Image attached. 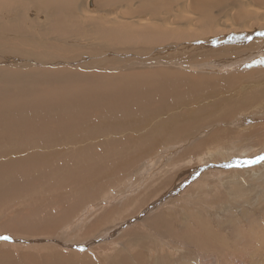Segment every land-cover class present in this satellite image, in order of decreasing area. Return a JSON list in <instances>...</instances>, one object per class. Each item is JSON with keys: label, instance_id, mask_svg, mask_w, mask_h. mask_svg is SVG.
Returning <instances> with one entry per match:
<instances>
[{"label": "rangeland", "instance_id": "374dc122", "mask_svg": "<svg viewBox=\"0 0 264 264\" xmlns=\"http://www.w3.org/2000/svg\"><path fill=\"white\" fill-rule=\"evenodd\" d=\"M46 1L49 0H0V20L4 23L16 22L23 8L26 24L28 22L34 28H44L48 25L47 19L55 12L53 5ZM82 1L77 0L78 5L86 11L99 5L93 1L96 7L82 5L83 9ZM88 24L81 25L92 27ZM41 37L0 30V53L16 49L23 50L20 56L27 54V57H31L33 48L39 47L40 52L47 51ZM193 48L196 49L195 46ZM218 49L221 53L228 51L226 48ZM204 50H196L195 56L200 59L202 56L199 52ZM223 55L231 60L237 58L227 52ZM144 56L150 57V54ZM86 57L91 58L90 55ZM25 59L23 57L21 63L9 62L12 65L29 62V59ZM202 59L206 61L211 57ZM38 62L42 63L41 60ZM78 62L81 64L77 66L85 67L84 60ZM187 62L184 60V63ZM153 63L146 61L142 65ZM8 64L1 62L0 66ZM103 65L110 68L108 62ZM126 67H119V70H138L136 64ZM2 73L0 80H5L8 74ZM11 76H7L8 87L4 84L6 90L16 83L13 87H21L14 80L15 76L13 80ZM74 78L70 77L72 81L83 79ZM223 78L220 84H215L219 92L201 90L182 93L169 97L164 103L155 104L153 109L138 110L141 113L153 112L151 119L158 117L153 120L154 124H162L172 113L184 114L191 123H200L198 128L188 127L178 137L175 135L162 142L158 150L166 155L165 160L146 180L141 179L143 174L138 170L143 164L140 166L141 162L136 157L142 156L145 153L143 147L152 142V135L144 136L152 127L143 135L135 136L143 132L140 125L147 121L138 111L133 112L135 117L130 124L126 123L125 118H120L125 128L122 132L125 145L118 151L112 150L115 143L109 142L104 135L92 133L98 146L102 145L101 148L90 141L85 146L70 141L42 145L44 159L24 165L18 162V158L35 160L28 155L34 149V144L28 141L30 139L23 143L26 155L22 157H18V154L24 150L0 143V147L8 151L0 152V164L5 157L10 158L13 167L9 173L23 181L14 185L17 189H10L7 184L0 185V235L11 237L10 241L0 240V249H9V255L18 250L38 254V257L55 251L74 255L72 262L77 264L86 260L85 264H124L130 263V256L137 255L140 259L131 264H264V162L236 165L252 160L258 152L264 153V146L258 144V141L264 143V124L260 122L264 117V90L258 93L248 92L249 88L239 90L231 86L228 77ZM208 104L212 106L211 110L205 112L204 107ZM194 105L202 106L195 117L192 110L188 112L189 107ZM221 108L223 110L219 116L216 111ZM129 109L136 110L133 106ZM92 121L94 125L98 122L95 119ZM176 122L174 119L170 126L179 125ZM219 129L231 132L228 137L225 135L227 140L220 138ZM202 136L204 138H200ZM245 151L250 154L243 157ZM220 154L228 159L222 160ZM105 155L116 156L117 159L123 157L121 162L129 165L120 166L112 162L113 165L100 169L96 159ZM206 158L211 161L205 162ZM90 162L86 171L82 165ZM28 173L29 177L25 176ZM233 181L240 185V190L229 189ZM33 198H37V202H32ZM163 213L167 215L165 219L160 217ZM41 220L43 223L46 221V227L52 224L56 230L50 233L42 231L45 228ZM167 226L173 231H168Z\"/></svg>", "mask_w": 264, "mask_h": 264}, {"label": "bare ground", "instance_id": "6f19581e", "mask_svg": "<svg viewBox=\"0 0 264 264\" xmlns=\"http://www.w3.org/2000/svg\"><path fill=\"white\" fill-rule=\"evenodd\" d=\"M93 1L94 4L99 3L98 7L94 6ZM103 1L104 3L100 0H83L81 6L96 7L90 11L82 10L77 0L46 1L47 4L53 5L52 10L55 12L47 19L48 25L44 28H34L29 26L28 22L26 24L23 8L16 22L4 23L0 20V30L17 35L42 36L40 39L47 47V51L42 52L39 51V47H32L34 51L31 57L23 53L24 56H20L19 53L23 50L16 49L3 50L5 53H0V63H10L7 66H0V76L2 72L12 75L11 79L14 75V80L21 84V87L17 88V86L13 87L17 85L13 82L14 85L9 86L8 91L6 90L8 75L5 74L7 79L4 77L5 80H0V143L24 150L23 153L18 154V157H22L26 155L23 143L26 139H30L28 141L34 144L33 147L37 151L32 149V153L28 154L35 158L34 161L18 158L20 164L29 165L42 161L44 159L42 145H56L62 141L67 143L70 141L81 146L90 141L99 147L92 133L104 135L109 142L115 143L112 150L118 151L122 145H125L122 140L124 138L122 132L125 128L122 127L120 118H125L126 123L130 124L135 117L133 112L153 109L155 104L164 103L169 97H176L182 93L202 92L201 90L219 92L215 84H220L223 77H228L231 86L239 90L249 88L248 92L252 93L264 90V65L257 62L264 58V35H260L264 33V0ZM47 12L50 13L48 10ZM39 17L43 18L40 15ZM82 23H89L92 27H83ZM192 46L196 49H192ZM218 47L226 48L228 51L225 50L224 53L230 55L232 52L230 56L234 55L237 58L233 60L228 58V60L223 52L218 51ZM202 49L205 50L199 52L200 57H211V59L203 61L202 57L198 59L195 56V51ZM213 52L215 53L210 55ZM146 53L156 58L144 56ZM85 55H90L91 58ZM23 57L29 59L27 60L29 62L16 63L17 65L9 62L21 63ZM49 57L50 60H47ZM39 60L42 63L38 62ZM74 60L77 62L75 63ZM80 60H84L85 67L77 66L81 64L78 62ZM184 60L188 62L184 63ZM146 61L154 63L142 65ZM106 62L110 64L108 66L110 68L102 66ZM135 64L138 70H119V67L127 69L126 66ZM70 77L83 79L72 81ZM131 106L136 110L129 109ZM211 107L210 104L206 105L204 111L209 112ZM201 108L200 105H194L189 107L188 112L192 110V115L195 117L199 115ZM222 110L221 108L216 111L219 116ZM141 114L147 121L140 125L143 132L135 136L143 135L152 127L151 131L144 135L147 137L152 135V142L143 147L145 153L142 156L136 157L141 162L140 166L143 164L138 170L143 174L140 173L141 179L146 180L165 160L166 155H162L158 150L162 142L175 135L178 137L188 127L193 129L200 123H191L184 114L172 113L173 115L166 117L162 124H154L153 120L158 117L151 119L153 112ZM263 118L260 119L262 124H264ZM92 119L98 122L94 125ZM174 119L179 125L170 126ZM255 132L256 130L252 133ZM219 133L220 138L223 137L225 140L231 135V132H223L220 129ZM213 135L219 137L217 133ZM258 144L264 146L260 141ZM101 147L102 145L99 148ZM4 150L7 151V148L0 147V152ZM258 153L257 156L264 155ZM248 154L250 152H243V157ZM220 155L222 160L228 159L226 155ZM122 159L123 157L117 159L116 156L105 155L96 160L99 168L102 169L113 165L112 162L120 166L129 165L121 162ZM207 161L210 162L211 159L206 158L205 162ZM90 164L91 162L82 166L87 171ZM236 165L251 164L239 162ZM12 167L10 158L5 157L0 164V185L7 184L10 189L21 181L9 173ZM29 175V173L25 174L27 177ZM229 189L240 190V185L233 181L229 184ZM20 191H22L21 186ZM33 199L32 202L37 200V198ZM163 212L168 213V211ZM164 213L160 215L161 219L167 216L165 215L167 213ZM45 222L42 221L45 228L42 231L50 233L56 230L51 226L52 224L46 227ZM167 228L168 231H173V228L168 226ZM186 238L189 239L188 236ZM8 251L9 249H0V264L78 263L72 262L75 260L74 255H63L55 251L42 257L18 250L15 254L9 255ZM129 258L130 263H123L137 262L140 256ZM85 262L81 261L80 264Z\"/></svg>", "mask_w": 264, "mask_h": 264}, {"label": "snow or ice", "instance_id": "6c2138e0", "mask_svg": "<svg viewBox=\"0 0 264 264\" xmlns=\"http://www.w3.org/2000/svg\"><path fill=\"white\" fill-rule=\"evenodd\" d=\"M260 35H264V33H260ZM257 62L259 64L264 65V58H261ZM260 162H264V155L257 156L255 159H253L251 161H246V163H249V164L260 163ZM228 166H230V165H228ZM0 240L10 241L11 240V237L10 236H6V235H0Z\"/></svg>", "mask_w": 264, "mask_h": 264}]
</instances>
